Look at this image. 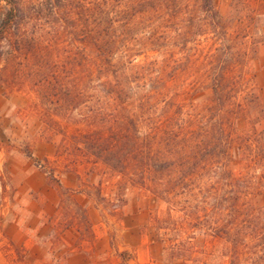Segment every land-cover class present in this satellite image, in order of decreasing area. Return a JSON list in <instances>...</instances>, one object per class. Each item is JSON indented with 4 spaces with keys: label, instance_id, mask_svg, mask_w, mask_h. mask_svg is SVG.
I'll list each match as a JSON object with an SVG mask.
<instances>
[{
    "label": "trees",
    "instance_id": "16d2710c",
    "mask_svg": "<svg viewBox=\"0 0 264 264\" xmlns=\"http://www.w3.org/2000/svg\"><path fill=\"white\" fill-rule=\"evenodd\" d=\"M0 1V83L33 92L46 127L76 125L73 141L90 163L163 205L170 257L197 264L190 240L201 229L227 244L228 264H264V205L251 209L249 188L228 170L238 141L230 95L243 71L213 0ZM202 22L216 46L198 74L188 45ZM199 91L209 93L205 104L186 102ZM23 155L66 192L52 168L28 148ZM213 186L226 191L221 220L207 209Z\"/></svg>",
    "mask_w": 264,
    "mask_h": 264
},
{
    "label": "rangeland",
    "instance_id": "374dc122",
    "mask_svg": "<svg viewBox=\"0 0 264 264\" xmlns=\"http://www.w3.org/2000/svg\"><path fill=\"white\" fill-rule=\"evenodd\" d=\"M213 3L228 37L225 44L243 71L230 95L231 131L238 141L230 147L228 170L249 188V207L259 210L264 205V0ZM3 7L0 1V13ZM199 26V36L188 45L193 50L191 68L198 74L206 64L205 55L212 57L216 46L212 26L205 22ZM26 29L29 34L34 31L30 25ZM44 34L45 29L34 36ZM208 94L199 91L186 102L201 106ZM59 123L58 128L43 124L33 92L0 83V264H34L23 245L26 242L47 249L46 264H61L66 251L78 245L99 264H183L166 250L167 239L173 235L163 230V205L114 171L90 163L80 141H73L79 127H66L64 118ZM25 148L54 170L66 192L25 158ZM213 188L207 209L211 217L221 220L226 214V191ZM216 208L221 210L219 217ZM192 236L197 264H228L226 243L206 236L201 229ZM236 264L245 263L241 258Z\"/></svg>",
    "mask_w": 264,
    "mask_h": 264
},
{
    "label": "crops",
    "instance_id": "0c3cea01",
    "mask_svg": "<svg viewBox=\"0 0 264 264\" xmlns=\"http://www.w3.org/2000/svg\"><path fill=\"white\" fill-rule=\"evenodd\" d=\"M95 240H98V236H95ZM23 245L28 250L32 263L46 264L44 258L47 255V249L45 247H40L36 242H26ZM79 247L80 245L76 246L75 249L66 251L67 253L61 264H99V262L92 260V256H87L84 250H80Z\"/></svg>",
    "mask_w": 264,
    "mask_h": 264
}]
</instances>
